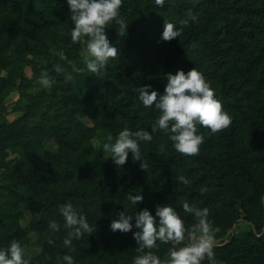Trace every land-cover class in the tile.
Segmentation results:
<instances>
[{
	"label": "trees",
	"instance_id": "trees-1",
	"mask_svg": "<svg viewBox=\"0 0 264 264\" xmlns=\"http://www.w3.org/2000/svg\"><path fill=\"white\" fill-rule=\"evenodd\" d=\"M9 9L34 17L40 26L53 33L57 49H63L68 57L64 60L58 53L53 54L52 63L45 68L50 67L55 74L50 75L54 84L45 88L40 82L43 91L32 96L37 102L45 100L46 94L54 98V117H48L47 123L38 127V135L44 142L29 137L25 145L15 141L12 133L7 134L5 140V147H13L11 149L19 154L18 158L4 164L9 172L2 187L15 199L13 204L21 203L50 216L36 220L33 229L37 232L50 228L49 222L53 219L61 225L59 231L52 229L55 236L49 234V238L44 237L42 241L43 249L50 253L48 264H58L52 255L58 250L71 252L78 260L83 257L76 239L73 245L58 244L69 231L59 211V205L67 202L69 196L78 194L89 204L83 208L88 218L92 215L94 219L97 207L111 208L113 217L118 218L123 211L121 202L130 201V193L140 192L144 200L137 203L141 208L151 209L153 214L162 203L184 209L187 200L205 206L222 199L237 213L244 210L243 215L250 219L253 213L247 201L254 199V210L259 214L258 220L252 223L256 231L236 233L226 244L214 247L215 259L216 264H264V0H164L163 4L157 0H123L122 14L129 28L121 32L118 23L108 26L107 33L111 41L117 43L120 53L112 57L100 74L86 69V46L72 41L74 24L67 0H0V21ZM190 10L198 14V21L183 25L180 37L170 41L162 39L165 21L180 26L179 21L188 17ZM47 38L44 41L51 46L53 40ZM56 63L72 72L74 79L67 81L64 73L56 72ZM73 64L85 67V71L75 72ZM195 66L211 82L233 117L230 126L215 133L200 126L205 141L198 155L177 151L169 135L161 129L153 134L151 141L141 142L147 169L142 168L143 161L134 160L131 153L123 167L103 153L88 157L93 149L89 141L95 132L79 119L82 111L79 112L75 103L81 100L94 106L113 139L124 127L151 130L159 110L143 105L138 98V87L152 84L164 92L168 72L175 73L181 68L188 71ZM40 76L33 75L34 78ZM7 83V79L0 76V84ZM36 112L29 107L24 114L29 116ZM51 140L58 144L57 152L46 148V142ZM81 143H85L83 149L75 147ZM34 167L37 169L32 174ZM181 175L188 177L190 183L179 181ZM105 177L111 179L120 198L106 193ZM76 179L83 181L82 191L74 185ZM1 207L0 236L9 241L8 246L14 238L21 240L27 233L18 225L22 213L14 222L6 221L2 217L7 213ZM126 211L129 212L128 208ZM90 221L95 226L91 233L97 237L98 223ZM136 230L134 227L127 234L133 235ZM103 234L104 243L109 247L113 244L126 247L127 262L134 256L131 242L124 235L108 230ZM112 237L120 239L119 245ZM106 243L101 250H97L96 245L87 249L88 264H97V257H104ZM118 258L124 259L122 255ZM34 259L33 263L38 261V256ZM204 264L209 261L206 259Z\"/></svg>",
	"mask_w": 264,
	"mask_h": 264
},
{
	"label": "clouds",
	"instance_id": "clouds-1",
	"mask_svg": "<svg viewBox=\"0 0 264 264\" xmlns=\"http://www.w3.org/2000/svg\"><path fill=\"white\" fill-rule=\"evenodd\" d=\"M157 2L163 4L164 0ZM67 3L74 24L71 28L72 41L81 42L86 46V69L100 74L112 57L120 53L117 43H113L107 33L108 26L113 22L118 23L121 32L129 28L127 18L122 14L123 0H67ZM198 19V14L190 10L189 16L179 21L180 26L166 20L162 39L170 41L180 37L182 26ZM58 55L64 60L68 59L63 49L58 51ZM54 67L56 72L65 74L67 81L74 79L73 73L67 71L62 64L56 63ZM73 69L75 72L85 71V67L75 64ZM166 75L164 92H160L152 84L138 87V98L143 105L159 110V115L151 124V130L124 127L115 139L109 136L102 142L103 152L116 165L123 167L131 153L132 158L142 160L141 167L147 169V164L142 158L141 142L151 141L153 134L158 130L162 129L169 135L177 151L198 155L205 141L204 133L199 131L200 126H205L210 133H215L232 124L233 117L199 68L195 66L188 71L181 68ZM39 80L45 88L54 84L47 69L42 71ZM178 180L185 184L190 183L184 175L179 176ZM129 200L136 210L132 213L121 211L118 218L112 219L110 227L114 232H130L134 227L138 229L133 232V236L138 242L136 248L140 254L134 257L133 264H202L205 259L209 264H216L214 240L220 227L214 225L210 219L207 206L198 207L188 201L184 202V210L193 213L196 218L195 223L189 227L171 203L158 204L153 214L148 207L137 210V202L144 200L143 192L135 195L130 193ZM59 211L69 229L64 236L66 244L73 245V238L79 239L85 233L93 232L95 226L82 205H77L69 199L59 205ZM49 226L55 231H59L61 227L55 219L49 222ZM162 242L172 244L165 258L155 251L160 248ZM64 260L66 264H80L71 252L65 253ZM0 264H31V260L26 257L21 241L13 239L8 246L0 247Z\"/></svg>",
	"mask_w": 264,
	"mask_h": 264
},
{
	"label": "rangeland",
	"instance_id": "rangeland-1",
	"mask_svg": "<svg viewBox=\"0 0 264 264\" xmlns=\"http://www.w3.org/2000/svg\"><path fill=\"white\" fill-rule=\"evenodd\" d=\"M45 38L52 39L53 44L51 43V46H49V44L44 41ZM54 41L53 33L40 26L34 17L25 14H18L9 9L5 12L4 18L0 21V76L5 77L8 81L6 85L0 84V205L2 206L1 210L7 213V216L2 217L6 221L14 222L18 215L22 213L18 225L22 226L27 234L21 238L20 241L25 248L26 257L32 262L31 264L49 263L50 253L43 249L42 241L45 239L47 240L49 234L52 236L55 235H53L54 232L51 228H45L41 233L33 229L36 220L48 219L50 216L44 212L36 211L34 208L29 209L21 203L18 205L13 204L15 199L13 197L11 198L9 192L2 187V185L7 182L3 179L7 172H9V168L4 166L5 162L15 157H19V154L11 149L13 147H5V140L7 139V134L12 133L14 134L15 141L23 142L25 145L29 140V137L38 138L44 142V138L38 135V127L43 125V122L47 123L48 117H54V114L52 113V101L54 98L51 95L46 94L45 100L37 102V100L34 99L35 97H32L43 91L39 78H34L33 75H41L42 71L45 69L48 70L49 75H55L51 72L50 67L45 68L52 63L51 58L53 57V54L58 53L59 51ZM74 106L78 107L79 112L82 111L80 112L79 119L91 127L95 132V135L89 141V144L93 146V149L89 152L90 154L88 157H94L99 153L105 155L102 150V142L108 139L109 136H111V133L110 129L103 124V117L96 111L94 106L88 105L84 101L80 100L75 103ZM29 107L36 109V114L25 116L24 113ZM22 116L25 117L21 121L15 123ZM83 144L85 143L76 144L75 147L83 149ZM46 146L48 150L53 152L59 150L58 144L52 140L47 141ZM5 153H8V155H4ZM105 157L111 159L107 155H105ZM36 169L37 168L34 167L32 174L35 173ZM128 176H134V174L128 173ZM136 178L138 179L139 177L137 176ZM104 180L106 181L105 186L107 185L106 193H113L115 198H120L119 191L113 186L111 179L105 177ZM127 181H130L129 177H127ZM82 182L83 181L79 179L74 181V185H78L81 191L85 188ZM33 184L37 185L38 182H34ZM34 188H37V186H34ZM60 198L61 195H59V199ZM68 198L77 205H82L83 208L89 206V204L85 203L83 201L84 199L78 194L69 196ZM253 200L254 199L249 198L247 201L249 209L253 213L250 219L243 215V213H245L244 210L237 213V211L233 210V208L222 199L213 204L205 205L210 210L209 217L214 222V225L220 227V231L215 234L214 247L226 244L236 233L255 229L252 223L255 222V220H258L259 214L257 215L254 210V204L252 203ZM7 203L9 204L8 206L5 205ZM121 203V209L123 211L128 208L129 213H132L136 210V207L127 199ZM189 203L196 205V203L192 201H189ZM137 205V210L143 209L138 203ZM196 206L204 207L202 204ZM177 210L182 218H184L186 225L190 227L191 224L195 223L196 218L193 213H189L181 208ZM113 216L111 208L97 207V215H95L94 219L92 215L91 218H89L96 220L98 223L97 237L92 233H89L79 239L73 238L76 239L74 241L77 243V248L81 251L83 256L79 260L80 264H88L86 252L91 245H96L97 250H101L105 246V234H103V231H112L110 224L112 219H115ZM7 231L8 230L6 229V234ZM117 233L124 235L125 238L130 240L134 256L127 262V259L124 256V253H127V251H125L126 247L122 246L123 242L120 243L123 250H121L122 247H118L116 244H113V247L111 248L106 243L105 255L104 257H100V259L97 257V264H133L134 257L140 254L136 248L138 247V242L132 234H127V232H122L120 230L113 231V234ZM113 239H116L117 244L120 242L118 237H112V240ZM58 241V244L62 247H65L63 245H67L63 237ZM8 243L9 241L7 239L0 236V247H5ZM170 247H172L170 242L161 243L160 248L155 251H157L162 258H165V254ZM64 251L58 250L56 253L52 254L57 259L58 264L66 262L64 260L66 252ZM119 255H122L125 260L118 258ZM37 256L38 261L33 263V259ZM205 260L202 261V264H204Z\"/></svg>",
	"mask_w": 264,
	"mask_h": 264
}]
</instances>
